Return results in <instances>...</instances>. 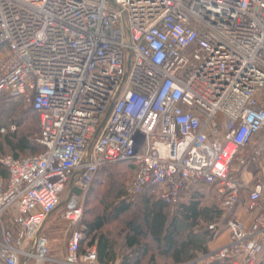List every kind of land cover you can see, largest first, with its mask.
<instances>
[{"label":"built area","instance_id":"built-area-1","mask_svg":"<svg viewBox=\"0 0 264 264\" xmlns=\"http://www.w3.org/2000/svg\"><path fill=\"white\" fill-rule=\"evenodd\" d=\"M7 100L31 105L43 151L0 160V264H98L95 247L80 252V229L59 261L39 234L58 209L80 225L98 174L120 165L133 170L130 196L150 192L170 209L213 191L225 222L210 229L228 241L197 263L257 264L264 0H0Z\"/></svg>","mask_w":264,"mask_h":264},{"label":"trees","instance_id":"trees-1","mask_svg":"<svg viewBox=\"0 0 264 264\" xmlns=\"http://www.w3.org/2000/svg\"><path fill=\"white\" fill-rule=\"evenodd\" d=\"M2 102L8 103L6 109L15 110V114L12 124L0 125V160L7 155L18 160L41 153L39 118L31 105L25 106L22 101ZM111 168L98 174L86 196V206L97 197L96 189L110 176ZM127 168L133 172L131 167ZM0 180L3 183L8 180L7 169L1 164ZM205 197L202 191H193L172 215L170 207L155 201L150 192L143 193L135 203L114 199L104 213L82 221L80 252L95 247L98 264H197L199 257L209 253V242L217 237L216 230L210 227L225 222L218 199L215 197V203L204 206ZM180 222L185 225L184 232L180 230ZM117 223L121 227L116 234L111 227Z\"/></svg>","mask_w":264,"mask_h":264},{"label":"rangeland","instance_id":"rangeland-1","mask_svg":"<svg viewBox=\"0 0 264 264\" xmlns=\"http://www.w3.org/2000/svg\"><path fill=\"white\" fill-rule=\"evenodd\" d=\"M25 106H27V104ZM6 107H8V103L0 101V125L1 126L5 125L3 127H7L9 126V124L13 123V117L15 114V110L14 111L13 109L9 110V108L6 109ZM109 171H110L109 174L110 176L105 180V182L102 185H100L96 189L97 197L93 199V201L89 203V205H87L88 207L86 206L87 203L85 199L83 207H84V211L87 207V211L85 213L83 211L82 221H86V220L90 221L92 218H94V216H98L104 213L107 205H109L114 199L118 200V202L126 201V202L135 203L139 201L140 197L130 196L127 191L133 178V172L129 168H127V166L124 165L112 167ZM249 171L250 172L252 171L251 167L243 175V178L246 181L249 178L248 176ZM201 191L206 195L205 200H203L204 206H211L212 203H215L214 201H216V198L215 195L213 194V191H211V189L209 191H207L206 189H201ZM64 195H66V190L64 191ZM175 209L176 207L171 208L170 210L171 215ZM80 226L81 224L78 226H73L61 221L59 219V209L47 219L39 234V237H46L48 239V243H49L48 253L52 255L51 258L53 257L52 258L53 260L59 261V258L63 256V252L65 250L68 237L73 231L80 229ZM220 226L223 227V225L221 224ZM120 227H121V223H117L111 227V230H113V232L114 231L116 232L118 229H120ZM179 227L182 232L186 230L185 225L182 222H180ZM219 237L220 235L217 236L213 241L209 242L208 244L209 251H210L209 248L212 249L214 244L215 245L217 244L216 240H218ZM202 243L204 244V242ZM197 252L199 253L200 250L198 249ZM54 264H59V262ZM157 264H166V263L159 262Z\"/></svg>","mask_w":264,"mask_h":264},{"label":"crops","instance_id":"crops-1","mask_svg":"<svg viewBox=\"0 0 264 264\" xmlns=\"http://www.w3.org/2000/svg\"><path fill=\"white\" fill-rule=\"evenodd\" d=\"M51 215H52V214H51ZM51 215H50V216H51ZM50 216H49V217H50ZM238 217H239L240 220H242L244 223H246V222H248V219L251 218V215H248V214L246 213V211H245L242 207H240L239 210H238ZM46 221H47V220H46ZM219 233H220V234H219ZM219 235H220V237L218 238V240H216V241H217V244H216V245L214 244V246H213L212 249L209 248V249H210L209 252H211V251H213V250H215V249L221 247V246L224 245L225 243H227V241H228V232L225 230V228H220V230H219L217 236H219ZM47 255H48L49 258H51V256H52V255H50L49 253H48ZM64 255H65V250H64V252H63V256H61L60 258L58 257L59 260L63 259ZM52 258H53V257H52ZM52 258H51V259H52ZM197 264H201V263H197ZM257 264H264V250H263L262 253L260 254V256H259V258H258V262H257Z\"/></svg>","mask_w":264,"mask_h":264},{"label":"water","instance_id":"water-1","mask_svg":"<svg viewBox=\"0 0 264 264\" xmlns=\"http://www.w3.org/2000/svg\"><path fill=\"white\" fill-rule=\"evenodd\" d=\"M91 1L99 2L100 0H91ZM105 1L108 2V3L113 4V0H105ZM74 193L76 195H79L80 194V192L78 190H74Z\"/></svg>","mask_w":264,"mask_h":264}]
</instances>
